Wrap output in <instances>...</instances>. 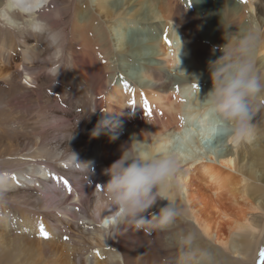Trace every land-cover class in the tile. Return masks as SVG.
Wrapping results in <instances>:
<instances>
[{"label":"bare ground","instance_id":"bare-ground-1","mask_svg":"<svg viewBox=\"0 0 264 264\" xmlns=\"http://www.w3.org/2000/svg\"><path fill=\"white\" fill-rule=\"evenodd\" d=\"M56 1L43 0L41 7L40 0H34L33 15L48 21L45 14ZM63 4L61 14L69 18V29L60 32L59 47L22 31H15L13 41L14 31L0 28V77L7 85L0 102L9 98L37 103V112L31 111L37 141L23 155L44 158L34 168L0 173V186L24 193L34 210L0 207V231L21 234L12 245L11 258L18 264H36L38 250L52 264H174L178 238L191 235L193 243L185 252L196 257L192 264L210 260L251 264L264 243L262 228L255 233L245 214L232 217L218 209L212 197L242 191L252 196L256 207L264 208V192L246 182L264 181L263 109L254 114L251 140L219 139L214 146L204 142L208 133L195 144L179 140L187 123L185 109L202 111L191 92H199L202 99L212 87L208 62L222 55L216 48L225 43L224 35L246 25L264 29V0H227L218 22L202 21V8H192L191 0H63ZM214 49L215 59L210 57ZM68 53L72 75L64 69ZM255 63L256 69L264 68V42ZM23 74L29 79L25 84L19 81ZM72 76L76 86L69 81ZM112 111H120L110 114L120 124L118 139L93 138L91 131L101 113ZM133 136L154 151L176 150L179 170L167 195L183 215L167 230L102 227L98 218V195L109 179L104 169L120 157L122 146ZM166 203L158 202L152 211ZM216 220L227 222L225 236L214 231ZM204 238L210 239L206 244L220 243L241 261L226 262L225 251L204 247ZM1 256L0 252V260Z\"/></svg>","mask_w":264,"mask_h":264},{"label":"clouds","instance_id":"clouds-1","mask_svg":"<svg viewBox=\"0 0 264 264\" xmlns=\"http://www.w3.org/2000/svg\"><path fill=\"white\" fill-rule=\"evenodd\" d=\"M40 4L44 6L43 0ZM35 10L34 0H0V28L22 31L30 37L43 36L50 46L59 47L61 33L53 30L48 21L34 16ZM224 40L220 46L222 55L208 62L211 89L202 99L199 92H191L192 100H199L202 111L194 114L185 109L187 123L179 140L183 145L189 141L198 143L203 133L210 134L211 139L231 138L237 143L251 140L254 135V114L259 108L256 99L264 93V79L257 72L255 57L264 42V29L246 25L234 34L224 35ZM113 112L116 111L101 113L91 131L93 138L107 135L110 142L118 139L120 124L110 115ZM116 113L119 115L120 111ZM175 151H154L134 136L131 143L122 146L120 157L104 169L109 179L98 195L102 227L127 226L137 231L148 227L162 231L182 217L176 201L167 195L179 170ZM160 201L167 203L152 211ZM193 239L191 235L178 238L179 254L174 264H192L196 259L185 252Z\"/></svg>","mask_w":264,"mask_h":264},{"label":"rangeland","instance_id":"rangeland-1","mask_svg":"<svg viewBox=\"0 0 264 264\" xmlns=\"http://www.w3.org/2000/svg\"><path fill=\"white\" fill-rule=\"evenodd\" d=\"M223 1L224 3H222ZM226 3H227V0H191L190 5H192V8L194 9L199 7L201 10L202 8V11L205 15L202 21L207 19V21L213 22L216 20L218 22L220 10H222V6L224 7L223 4H226ZM51 4L52 6L49 8L45 16L48 19L50 25H55L54 26L55 29L53 30H57L59 32H62L63 34L65 31H68L69 29L68 28L69 18L66 20L64 18V15L61 14L62 9H63L62 7L64 5L63 0H57L56 2H53ZM70 11L68 13H70ZM180 17L181 15L178 16L177 18L180 19ZM147 29L150 30L148 27ZM67 36H69V34ZM11 37L13 41L16 39L15 31L13 34H11ZM43 42L45 45L47 44V40L45 37L43 38ZM67 42L68 41H65L63 43L65 48L69 46ZM216 49L220 51L218 47ZM52 55H53V52L45 56H52ZM216 56H217L216 50L214 49L213 51L210 52V57L215 59ZM70 58L71 57L69 56V53L66 54L63 60L64 61L63 63L65 64L64 65L65 71H67L70 75H72L74 72H73V68L70 66L71 65ZM257 72L260 75H264V68H258ZM70 78H71L69 79L70 83L76 86L77 83L74 82L75 81L74 77L72 76ZM28 80L29 79L26 78L24 74L20 76L19 78V81L22 84H25V81H28ZM6 88H7V85H5L3 79L0 77V93H5L7 91ZM262 94H263L262 96H264V93ZM9 100L10 99L8 98L7 102H3V103L2 101L0 102L1 103L0 104V173L11 174L20 169H25V168L30 169L32 168L33 165H35L33 166L34 168L38 164L43 163L44 158L41 155H36V156L23 155L27 152L28 149L30 151L33 150L35 147L33 145H35L37 141L36 138H34L35 133L33 131V127H34L33 117L35 116V114L34 113H33L34 115L32 114V112H35V113L37 112V107H38L37 103L30 101V102H24V104H21V103H15ZM39 103L40 105L44 104L43 99H40ZM256 103L257 105H259V108L263 109L264 111V97L257 98ZM260 122L264 123L263 120H260ZM219 139H222V138L214 139V143H213L214 146L216 145V142ZM21 145L24 146L25 149L24 147H21ZM73 159L75 158L73 157ZM48 161H53V159L49 158ZM30 164L31 166H29ZM193 169L194 168L192 167V170ZM233 175H235L238 178L240 177L238 174L234 172H233ZM246 182L253 184L254 186L260 187V190L264 192V181L256 182L250 179H246ZM13 190L17 191L16 189H13ZM14 191L8 192L7 189L0 186V207L3 210H10V211L11 210L19 211L21 209H25L33 213L34 210L31 206L32 199L28 198L27 196H24V193L22 192L18 193ZM227 193L228 192H225V191L220 192L221 195L218 194L214 196L215 199L212 197V201L215 202V205L217 206V208L223 211L226 210L228 213H230L232 217L242 218L246 216V219L252 223L251 225L253 226V228L254 227L256 228L255 233H257L258 230L262 228L261 236H263L264 234V208L256 207L255 204L252 202V196L249 194H244L242 193V191H239V192L237 191V193H234L233 195L230 193L228 194ZM227 195L228 197H226ZM219 222L222 224H220ZM213 228L217 234H220L221 232V235L223 236H225L228 232L227 222L223 220H220V221L216 220L213 223ZM248 230H251V229L248 227ZM8 234L14 235V236H12L11 238V236L8 237ZM20 236L21 234L17 235V233L15 234L12 231H9L8 233L0 231V241H1L0 242V249H1L0 252L2 253L1 257H3L2 260H0V264H18V260L12 259L11 255L14 254L12 253V250H13L12 245L15 240H18V242L20 241L19 240ZM207 240H210V239L204 238L205 242L201 243L202 245H204V247L213 249V247L211 246H216V247L221 248V250L225 251V248L222 247L220 243L214 240H211L210 244L209 243L206 244ZM3 241L5 242V244ZM261 251H264V243L262 247L260 248V250L255 255L251 264H260V252ZM7 253H9V255ZM36 254H37L36 264H52L51 258L49 256L39 253L38 250L36 251ZM225 255L227 256L226 262L231 261L233 263L236 261H241L240 256H236L231 253L229 254V252L227 251H225ZM221 259H225V258L222 257Z\"/></svg>","mask_w":264,"mask_h":264},{"label":"snow or ice","instance_id":"snow-or-ice-1","mask_svg":"<svg viewBox=\"0 0 264 264\" xmlns=\"http://www.w3.org/2000/svg\"><path fill=\"white\" fill-rule=\"evenodd\" d=\"M244 2H246V0H244ZM168 43L170 44L171 42L168 41ZM125 86L127 87V85H125ZM193 87H195V85H194ZM57 179H59V178H57ZM64 184L67 186L68 182H67V181H64ZM68 190L71 191L70 188H69ZM41 234H42L45 238L48 237V233L45 232V231H43V228L41 229ZM65 239H67V237H66ZM260 264H264V251H261V252H260Z\"/></svg>","mask_w":264,"mask_h":264},{"label":"water","instance_id":"water-1","mask_svg":"<svg viewBox=\"0 0 264 264\" xmlns=\"http://www.w3.org/2000/svg\"><path fill=\"white\" fill-rule=\"evenodd\" d=\"M204 142H205L206 144H208V145H212V144L214 143V139H211V138L207 137V138L204 140Z\"/></svg>","mask_w":264,"mask_h":264}]
</instances>
